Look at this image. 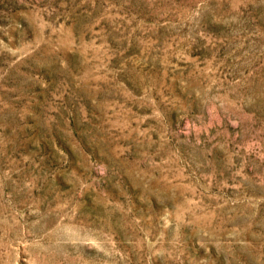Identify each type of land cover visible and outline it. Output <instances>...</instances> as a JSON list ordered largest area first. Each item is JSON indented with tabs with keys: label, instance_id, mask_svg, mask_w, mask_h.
<instances>
[{
	"label": "rangeland",
	"instance_id": "1",
	"mask_svg": "<svg viewBox=\"0 0 264 264\" xmlns=\"http://www.w3.org/2000/svg\"><path fill=\"white\" fill-rule=\"evenodd\" d=\"M0 264H264V0H0Z\"/></svg>",
	"mask_w": 264,
	"mask_h": 264
}]
</instances>
